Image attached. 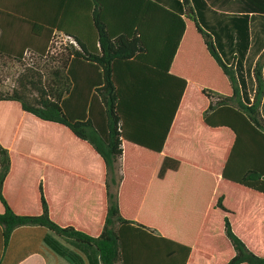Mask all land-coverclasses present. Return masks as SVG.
Returning a JSON list of instances; mask_svg holds the SVG:
<instances>
[{"label":"trees","instance_id":"obj_1","mask_svg":"<svg viewBox=\"0 0 264 264\" xmlns=\"http://www.w3.org/2000/svg\"><path fill=\"white\" fill-rule=\"evenodd\" d=\"M180 1V10L161 0H85L77 6L74 2L59 3L60 10L89 12L93 28L64 31L69 42L72 39L75 43L68 44L66 56L51 69L49 81L30 67L20 76L18 88L0 90V225L5 243L18 227L44 226L96 246L102 264H128L120 227L134 222L149 225L136 210L126 211L122 187L95 228L60 222L53 215L46 182L41 178L50 159L31 136L36 139L40 134L39 139H43L48 129L67 127L97 152L110 170L123 156L124 143L135 140L131 125L138 117L131 106L139 98L136 94L157 91L172 96L176 90L182 92L193 79L183 72L189 67L184 64L194 58L209 60L211 86L198 83L220 95L211 107L213 118L227 129L229 157L223 184H218L204 221L195 232L178 237L176 229L191 226L169 224L159 230L164 263L264 264V54L254 67V100L247 104L234 63L224 58L215 42L217 34L204 18L208 11L205 0ZM28 3L31 10L44 9L41 0ZM250 3L252 9L264 12V0ZM16 6L18 9L12 7L10 11L17 14L20 8ZM2 14L11 13L0 8ZM12 17L18 19L17 15ZM20 20L33 26L29 36L37 47H11L14 43L8 42L9 34L1 27L0 56L21 61L26 50L46 56L56 35L44 31L50 22L38 16ZM51 24L64 28L61 23ZM231 27L239 37L237 49L242 58L249 43L248 15L231 18ZM163 117L165 126L170 127L171 113ZM24 155L34 160L29 189L35 201L18 204L10 186L16 162ZM168 160L165 158V164Z\"/></svg>","mask_w":264,"mask_h":264},{"label":"crops","instance_id":"obj_2","mask_svg":"<svg viewBox=\"0 0 264 264\" xmlns=\"http://www.w3.org/2000/svg\"><path fill=\"white\" fill-rule=\"evenodd\" d=\"M28 1L39 0H0V8L11 13L0 15V35L2 27L9 34L8 42L14 43L11 47H37L29 36L33 26L20 20L22 17H44L50 22L44 26V31H53L65 38H68L64 34L66 29L85 32L93 28L89 12L84 14L75 8L69 11L59 8L62 1L74 2L77 6L85 0H41L44 9L39 10L43 13L38 9H29ZM250 1L205 0L208 11L204 12L206 22L217 34L215 42L218 48L227 62L234 63L243 101L247 104L254 100V67L264 54V12L252 9ZM161 2L174 10L182 8L180 0ZM16 5H19L20 12ZM12 7L17 8V14L10 11ZM244 14L248 15L249 43L245 56L241 58L237 49L239 37L231 27V18ZM12 15H17L18 19ZM51 23H61L64 28ZM185 63L189 67L183 72L190 75L193 81H187L182 92L176 90L172 96L168 92L157 94V91L136 94L143 99L138 98L131 106L138 117L131 125L135 140L124 143L123 156L110 170L105 167L102 157L67 127L50 128L43 139H39L40 134L36 139L31 136L36 140L38 149L50 159L41 178L46 182L53 215L60 222L95 228L106 215L108 206L116 202L122 187L126 211L136 210L143 216L142 222L149 225L142 227L134 222L120 227L128 264H165L164 249L158 244L159 230L167 224L191 226V229L179 227L175 235L184 237L183 233L187 231L192 235L203 223L218 184H223L222 176L229 157V138L226 127L213 118L211 107L220 95L211 89H203L198 83L202 81L204 87L211 86L209 60L193 58ZM170 113L168 127L164 124L163 115ZM261 113L264 118V97ZM218 121H221L220 117ZM28 127L30 132L31 125ZM165 158L169 159L166 164ZM125 159L126 169L123 168ZM33 162L29 155L20 157L16 162L10 188L17 196L18 204L35 201L29 189ZM165 214L168 216L165 217ZM0 264L102 262L96 246L57 234L44 226L18 227L5 243L0 225Z\"/></svg>","mask_w":264,"mask_h":264},{"label":"rangeland","instance_id":"obj_3","mask_svg":"<svg viewBox=\"0 0 264 264\" xmlns=\"http://www.w3.org/2000/svg\"><path fill=\"white\" fill-rule=\"evenodd\" d=\"M68 44H70L68 38L56 34L44 57H40L33 50H26L21 61L6 55L0 56V90L12 91L14 88H18L20 76L25 74V70L30 67L40 71L44 80L49 81L51 69L59 64L57 61L66 56ZM33 92L36 94L35 91Z\"/></svg>","mask_w":264,"mask_h":264},{"label":"built area","instance_id":"obj_4","mask_svg":"<svg viewBox=\"0 0 264 264\" xmlns=\"http://www.w3.org/2000/svg\"><path fill=\"white\" fill-rule=\"evenodd\" d=\"M70 42H73V43H75L72 39H70Z\"/></svg>","mask_w":264,"mask_h":264}]
</instances>
